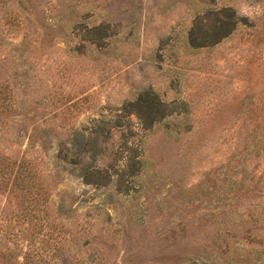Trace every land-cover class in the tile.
I'll use <instances>...</instances> for the list:
<instances>
[{"label": "rangeland", "instance_id": "374dc122", "mask_svg": "<svg viewBox=\"0 0 264 264\" xmlns=\"http://www.w3.org/2000/svg\"><path fill=\"white\" fill-rule=\"evenodd\" d=\"M0 264H264V0H0Z\"/></svg>", "mask_w": 264, "mask_h": 264}]
</instances>
